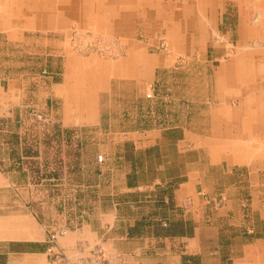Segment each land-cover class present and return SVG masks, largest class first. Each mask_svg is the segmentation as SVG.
<instances>
[{"label": "rangeland", "instance_id": "374dc122", "mask_svg": "<svg viewBox=\"0 0 264 264\" xmlns=\"http://www.w3.org/2000/svg\"><path fill=\"white\" fill-rule=\"evenodd\" d=\"M178 1L0 0V249L39 251L45 264L130 263L115 249L139 263L158 261L171 242L164 237H190L197 214L204 232L217 215L231 221L239 212L241 224L253 217L255 190L247 186L264 184V151L242 159L233 145L208 165L192 137L210 129L220 108L213 93L231 84L223 68L232 77L230 105L244 96L239 89L258 93L264 106V0H199L201 12L215 13L205 26L202 15L200 28L187 15L192 0ZM69 3L81 4L80 15L63 13ZM128 19L135 37L118 34ZM151 22L189 39L171 46L164 33L151 44L140 33ZM157 57L164 64L153 82L124 78ZM102 66L104 86L80 107L90 92L83 73ZM258 130L230 142L264 136ZM201 242L206 249L214 241ZM182 253L181 264H208L206 255Z\"/></svg>", "mask_w": 264, "mask_h": 264}, {"label": "crops", "instance_id": "0c3cea01", "mask_svg": "<svg viewBox=\"0 0 264 264\" xmlns=\"http://www.w3.org/2000/svg\"><path fill=\"white\" fill-rule=\"evenodd\" d=\"M161 1H166L170 3L172 0H149V2L153 4H157L158 2ZM192 2H193L192 6L189 8L190 10L187 11V15L189 14L191 20H193L194 23H196L199 26V28L201 21L200 17L202 15H204L202 17H207V20L205 21V24L203 26H205L210 21L212 22L215 21V19H213V15L215 13L211 12L212 11L211 9L213 8L205 7L207 9L204 12H201L200 7L198 6L199 0H192ZM181 3L180 5L182 6ZM69 4L70 5L68 7H65L64 5L63 9L65 11H63V13L69 15L70 14L80 15L82 11L81 8L78 5L75 4L71 5L72 3ZM32 5L33 7H36L35 3H33ZM112 5L114 6L115 2H113L111 6ZM44 9H47L45 5H44ZM53 9H56V7L54 6ZM129 22L130 19L127 20V24H125V26L118 24V26H120V28L118 29L119 31L118 34L127 35L128 37L131 35V37H135V34L131 32L132 25ZM160 24L161 23L153 24L152 22L151 24H145L144 27L140 29L141 36L147 38V40L151 44H154L156 43L155 40L158 39L159 35L163 36V34L165 33V37L171 46L175 45L180 47H182L185 41L189 39L188 33H186L185 31H179L177 28L174 27V25L173 28L165 27V32H162L161 31L162 28H160ZM241 29L245 30L243 28ZM20 30H22V28ZM240 30L238 32L239 37H240ZM185 33L186 35H184ZM174 38L176 39L177 43H174L173 40ZM242 42L244 41L240 37V41H237L236 43L237 46L240 45ZM194 46L192 47L194 48ZM196 49H198L199 53L201 52L199 48ZM210 49L212 51V54L219 53V49L217 46L214 45L212 47L210 46ZM143 52L145 53V50H143ZM212 59H213L212 61L216 60L214 57H212ZM162 60L163 59L160 57H157V60L148 59L147 62H145V66H147V71L141 73L132 69L127 73L128 74L127 76H124V78L127 80H140L143 83L153 82L154 80L157 79L153 70L158 66L164 64V61ZM218 61L219 64H221V61L220 60ZM246 61H248V59H246ZM134 64L135 63H133V65ZM105 69L106 66H102L101 70H99L98 72L93 71L92 73L91 70H88L83 73L82 78L84 77V79H86V81L88 82L87 85L89 87L90 92H86L81 97V99L86 101L79 99L77 100V102L80 104V107H88L89 106L88 98L90 96L94 97L93 96L94 94L91 91L97 92V90L101 89L102 85L104 86V84L99 82L105 81V78L103 77L106 72ZM227 69L228 68L222 69L223 79L226 84L228 83V81H230L232 84V77H228V79H226V77L230 74L228 73ZM258 69L255 71L256 76L261 77L259 76L260 72ZM252 71L250 73H252ZM96 73H101V74H96ZM159 75L165 77L167 76L168 79L170 80L173 79L178 80V77L176 75L175 77H172L174 76V74H171L170 72L162 71L161 74ZM213 77L217 78V72L214 74ZM243 79L245 80L246 78ZM181 80L182 79H179L178 81L179 84L176 83L179 86V88H181L180 87ZM230 85L227 84L225 88L223 87V89H225L224 91L220 87L222 89L221 93H219L218 91L213 93L215 95V97L213 96L215 98L214 101L218 102L219 105L218 107L220 108L216 107L213 110L214 115H213V121L212 120L210 121V126H209L210 129H207V131L205 130L203 133L200 132L198 133V135L193 134L192 137L193 144L197 143L198 147H200L202 144L204 159L208 161L209 163L208 165L213 163L212 162L213 159L221 158L222 156L221 154L227 153V151L225 150L231 149L233 145H235L237 153L240 154L242 159H249V157L252 156V154L261 153L264 151L263 149L264 136L258 135L257 137L254 138V140L252 138L251 141L248 143L245 141L240 142L241 140L239 141V139L237 140V138L233 140L234 142L232 143L230 142L229 139L230 137L241 136L242 133L243 134L248 132L250 133V131L252 132V130L256 131L259 129L258 130L259 132H264V106L262 105V103H258L257 101L259 96L258 93L252 94L251 92H245L237 89V92L239 93L238 96L241 93H244L243 94L244 96H242V98L234 97V99L237 98L238 101H236L235 102L236 104L233 106L230 105V102L232 100L231 97L234 96L230 90L231 89ZM263 92H264V88L262 87L261 94ZM179 93L180 91L177 94ZM261 96L264 97L263 94ZM250 97H252L253 100L250 101V103L246 102L245 106L240 107V103L242 102V100H247ZM226 101H228V105H226L225 103ZM221 107L224 108V110ZM211 118H212V114H211ZM233 120L234 122L238 121L240 123L237 129H232ZM175 127L178 128L179 126L176 125ZM181 129H182L181 134L183 135L184 134L183 128ZM173 141H169V142L173 143ZM176 141L177 142L179 141L177 137H176ZM239 142L240 144H238ZM253 143L256 145V149H252V147L254 146ZM234 150L235 149H233L232 151ZM263 154L264 153H261V155ZM253 159L260 160L257 157L251 158V160ZM263 159H264V155L262 156L261 160ZM192 171L194 172V170ZM203 171L206 174L205 170ZM200 175H201L200 171L195 170L194 174L192 175V178H197V181L195 182L196 185L203 186V182H201ZM247 188H249V190L252 189L255 190V193H253L251 196V204H253L251 211H253L254 209L255 213H252L253 217L249 219L247 218L243 219L242 224L240 222L237 223V219L240 217L239 212L237 218H233L231 221L230 218L227 216L217 215L216 218L213 219L214 222L211 221V218L209 220L207 219L208 227L205 229L204 232L202 230L204 228H201L203 227L202 223H204V220L200 217L199 214H197L195 218H193V221H191L193 223V232L190 237H185V236L164 237L166 241L170 240L171 242L167 243V245L165 246V250L163 251V253L160 254L159 257L160 260L158 261L156 259H148L143 261L142 263H139L137 262V260L133 258L129 260L127 254L130 253H126L125 251H120L119 249H115V254L118 255L119 257L125 258V260H127L126 262H130L128 264H181V255L183 254L182 252L185 250L190 254H192L193 256L194 255L198 256L200 260H202L203 256L206 255L208 257V264H264V202H263L264 184L263 183L248 184ZM258 192H261L260 195H258ZM201 220H203L202 223ZM22 230L23 228H21V230L19 231L22 232ZM205 234H207V236H205ZM68 238H69L68 239L69 242H71L70 240L75 241L76 235L75 237H68ZM205 239L214 241L213 244L209 243L206 249L202 246V242H201ZM178 240H180V243ZM68 244H69L68 246L71 247V243ZM4 255H11L12 258H15V262H17L16 264H18L19 261H21L19 264H45L47 260L46 259L47 257L44 253L39 251H31L28 250V248H24L20 250H13L9 248L0 249V257Z\"/></svg>", "mask_w": 264, "mask_h": 264}, {"label": "bare ground", "instance_id": "6f19581e", "mask_svg": "<svg viewBox=\"0 0 264 264\" xmlns=\"http://www.w3.org/2000/svg\"><path fill=\"white\" fill-rule=\"evenodd\" d=\"M85 2V1H84ZM96 2V1H95ZM93 3V2H92ZM98 5V4H96ZM78 6L81 8V4L79 3ZM101 7V6H100ZM99 8V7H98ZM82 9V8H81ZM100 10V9H99ZM103 11V10H102ZM89 13V12H88Z\"/></svg>", "mask_w": 264, "mask_h": 264}]
</instances>
